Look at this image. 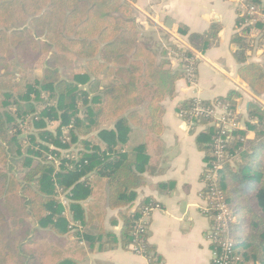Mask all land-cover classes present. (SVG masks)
<instances>
[{"label":"trees","instance_id":"1","mask_svg":"<svg viewBox=\"0 0 264 264\" xmlns=\"http://www.w3.org/2000/svg\"><path fill=\"white\" fill-rule=\"evenodd\" d=\"M242 1L264 10V0ZM250 18L237 11L231 43L239 77L260 95L264 63L251 57L264 22L246 23ZM218 31L190 33L187 48L170 46L181 65L172 69L141 40L127 0H0V264H76L67 253L70 238L91 251L120 245L162 264L148 241L157 202L134 204L135 191L149 167L148 137L162 130V101L173 96L177 80L195 79L196 53L214 44ZM11 57L22 69L41 65L42 72L33 81L17 79ZM75 64L82 69L65 75ZM104 71L110 80L99 76ZM236 96L231 90L190 98L177 109L193 130L201 128L195 136L205 163L201 193L212 183L206 174L215 172L216 189L232 211L234 220L219 236L232 239L236 264H264V108L252 101L243 117ZM215 102L227 105L240 126L223 134L208 113L192 110ZM133 127L147 139L127 148ZM103 200L118 211V235L104 228ZM202 214L215 225L213 210Z\"/></svg>","mask_w":264,"mask_h":264},{"label":"crops","instance_id":"2","mask_svg":"<svg viewBox=\"0 0 264 264\" xmlns=\"http://www.w3.org/2000/svg\"><path fill=\"white\" fill-rule=\"evenodd\" d=\"M127 1L141 40L154 50L158 59L167 58L172 69L181 65L176 51L170 46L187 48L190 33L219 27L217 41L205 52L196 53L198 63L194 82L184 78L177 80L173 96L162 101V130L154 138L148 137L150 169L148 167L143 172L144 184L136 189L134 200V204L145 198L157 202L149 217L148 241L161 257L162 264H211L210 244L206 238L209 220L202 214L204 201L200 196L204 155L195 142L201 128H190L178 116L177 108L184 100L213 99L231 90L237 94V110L243 117L252 101L264 108V93L255 95L249 89L239 77V65L233 58L237 47L231 43V37L235 33L239 10L237 0ZM257 49L254 44V50ZM255 55L251 58L261 57V63H264V50ZM107 74L104 71L99 76L106 75L110 80L111 75ZM105 126L113 125L107 122ZM129 136L127 148L147 139L145 131L136 127L131 129ZM253 136V131L247 133L248 138ZM102 204L104 228L118 235L122 225L116 218L118 211L107 208L104 200ZM111 217L117 219L116 223L111 222ZM68 244V248L77 255V264H149L145 256L120 245L91 251L84 242H73V238ZM67 253L71 252L67 250Z\"/></svg>","mask_w":264,"mask_h":264},{"label":"built area","instance_id":"3","mask_svg":"<svg viewBox=\"0 0 264 264\" xmlns=\"http://www.w3.org/2000/svg\"><path fill=\"white\" fill-rule=\"evenodd\" d=\"M238 9L246 14H248L251 18L247 20L246 23L252 22L256 23L257 19L262 20L264 22V10H261L259 7L254 5L244 4L242 0H237ZM257 18V19H256ZM255 35H257V30H254ZM256 45V43H255ZM258 49L264 50V31L261 38V44L258 46ZM188 82L192 83L193 78H189ZM194 114H199L202 112H206L212 117L211 124H215L217 126H222V133L224 134L225 130L236 128L240 126V122L236 120V116L232 117L231 110L227 105L221 102H215L212 108L204 109L201 106L196 105L193 109ZM178 116L183 120L182 111H178ZM190 128H194L192 122H186ZM220 142V140H218ZM221 147L220 145H217ZM217 154L220 152L217 151ZM221 156V154H220ZM214 168H219L216 166ZM215 172L212 174H206V178H211L212 183L209 184L207 191L200 193L201 199L204 201V206L202 208V212L206 213L207 210H213V220L214 224L208 227L206 238L209 244H215L213 248H211V264H236V260L232 258V239L228 236H219L218 229L220 227H225L230 221L234 220L232 217V211L224 200V197L220 191L216 189ZM147 214V213H146ZM144 218H147L145 215Z\"/></svg>","mask_w":264,"mask_h":264},{"label":"rangeland","instance_id":"4","mask_svg":"<svg viewBox=\"0 0 264 264\" xmlns=\"http://www.w3.org/2000/svg\"><path fill=\"white\" fill-rule=\"evenodd\" d=\"M237 5H238V3H237ZM196 57H197V59H198L197 54H196ZM9 62H10V67H9V69L15 74V77H16L17 79H19V78H21V77H24V78H28L29 81H33L32 78H33L35 75H39V74L42 72V71H41V70H42L41 65H37V66H35L34 69H32V70H25V69L20 68V67L17 65V62L15 61V59H14L13 57L10 58ZM80 69H82V66H81L80 64H75L74 68L65 71L64 74H65V75H69V76H71V75L74 73V71H78V70H80ZM107 75H109V74H107ZM101 77H103V75H101ZM105 77H106V75H105ZM17 79H16V81H17ZM194 80H195V79H193L192 83L194 82ZM18 83H19V82H18ZM21 86H22V88L24 87L23 85H21ZM22 88H21V89H22ZM27 132H28V127L25 125V127H24V129H23V134H21V135H25V133H27ZM202 185H203L202 188H204V186H205L204 182L202 183ZM202 188H201V190H202ZM60 199L62 200V203H63V204H66V203H67V202H66V199H65L62 195L60 196ZM202 208H203V207H202ZM65 212H67V211L65 210ZM208 227H209V226H208ZM76 243H77V242H76ZM75 250H77V246L75 247ZM71 253H73V254H71V257L76 261V264H77V257H75V256H77V255H74V250H72ZM211 256H212V254H211V250H210V257H211Z\"/></svg>","mask_w":264,"mask_h":264},{"label":"water","instance_id":"5","mask_svg":"<svg viewBox=\"0 0 264 264\" xmlns=\"http://www.w3.org/2000/svg\"><path fill=\"white\" fill-rule=\"evenodd\" d=\"M262 52H263L262 49H258V50L256 51V54H257V55H260ZM247 54H248V55H251V52H248ZM234 100H235V98H234ZM238 103H240V101H239ZM247 106H248V103H247ZM237 109H239V108H237Z\"/></svg>","mask_w":264,"mask_h":264}]
</instances>
